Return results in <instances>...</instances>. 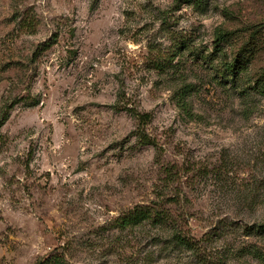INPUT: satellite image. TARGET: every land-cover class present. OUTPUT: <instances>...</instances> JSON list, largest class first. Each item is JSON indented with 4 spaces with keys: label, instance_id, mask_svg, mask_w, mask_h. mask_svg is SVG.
Segmentation results:
<instances>
[{
    "label": "rangeland",
    "instance_id": "obj_1",
    "mask_svg": "<svg viewBox=\"0 0 264 264\" xmlns=\"http://www.w3.org/2000/svg\"><path fill=\"white\" fill-rule=\"evenodd\" d=\"M263 223L264 0H0V264H264Z\"/></svg>",
    "mask_w": 264,
    "mask_h": 264
},
{
    "label": "trees",
    "instance_id": "obj_2",
    "mask_svg": "<svg viewBox=\"0 0 264 264\" xmlns=\"http://www.w3.org/2000/svg\"><path fill=\"white\" fill-rule=\"evenodd\" d=\"M224 35L222 33H219V38L223 37ZM239 68L240 65L238 64L237 61H233L227 64V69L229 72L232 73V75L236 76L239 72ZM148 217V212L145 211H141V212H137L136 216H129L127 218L124 219V221L126 222V224L131 223L132 221L135 220H140L142 218H147ZM259 228H264V223L261 225H258ZM254 254L256 256H258L262 261H264V255L263 253L259 252V251H255ZM45 264H67V262L65 261V259L63 258L62 254L60 253H56L53 256L47 258V260H45L44 262Z\"/></svg>",
    "mask_w": 264,
    "mask_h": 264
}]
</instances>
